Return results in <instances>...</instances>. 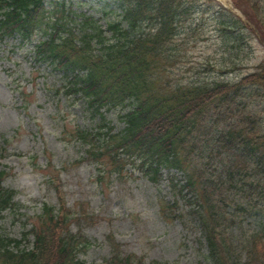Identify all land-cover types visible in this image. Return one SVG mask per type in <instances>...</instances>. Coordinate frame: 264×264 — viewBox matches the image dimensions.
<instances>
[{
	"label": "trees",
	"instance_id": "1",
	"mask_svg": "<svg viewBox=\"0 0 264 264\" xmlns=\"http://www.w3.org/2000/svg\"><path fill=\"white\" fill-rule=\"evenodd\" d=\"M208 1L220 6L219 21L231 36L254 32L264 42V0H233L260 35ZM84 3L0 0V38L33 42L39 67L81 101L90 126H78L76 140L90 162L108 164L117 175L140 170L155 182L163 169L183 172L184 183L176 185L190 193L207 264H264V61L236 81L182 72L185 21L197 0H104L96 10L101 16ZM3 181L2 171L0 219L9 208L21 209L16 190ZM65 210L44 203L40 224L23 237L34 236L32 247L0 233V264H86L76 258L79 236L70 232ZM246 220L254 228L241 257L235 242L243 235L229 229L245 232Z\"/></svg>",
	"mask_w": 264,
	"mask_h": 264
},
{
	"label": "rangeland",
	"instance_id": "2",
	"mask_svg": "<svg viewBox=\"0 0 264 264\" xmlns=\"http://www.w3.org/2000/svg\"><path fill=\"white\" fill-rule=\"evenodd\" d=\"M207 4L197 0L196 11L185 21L178 64L182 72L202 80H239L264 61V43L254 32L247 31L245 38L231 36L219 21L220 6ZM13 42L0 41V171L5 172L4 185L17 190L16 200L26 207L23 214L7 211L0 231L20 238L33 220L38 223L43 202L56 208L65 202L72 233H84L93 242L79 254L88 262L102 264L120 251L131 256V263L207 264L199 224L174 218L176 207L187 212L191 206L174 187L171 174L164 171L156 184L140 171L117 175L108 164L96 167L84 160L85 146L76 140V128L90 126V119L81 101L33 66L30 45L16 48ZM198 62L207 68H199ZM196 64L197 69H188ZM175 173L181 178L182 172ZM240 230L229 229L231 235H243L236 241L238 252L249 229Z\"/></svg>",
	"mask_w": 264,
	"mask_h": 264
}]
</instances>
